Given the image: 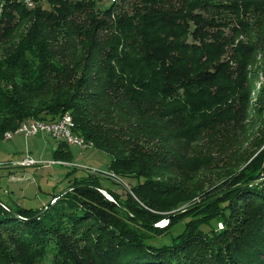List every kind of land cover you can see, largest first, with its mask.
Wrapping results in <instances>:
<instances>
[{
    "label": "trees",
    "instance_id": "obj_1",
    "mask_svg": "<svg viewBox=\"0 0 264 264\" xmlns=\"http://www.w3.org/2000/svg\"><path fill=\"white\" fill-rule=\"evenodd\" d=\"M108 1L101 9L96 0H33L31 7L25 0H0V144L23 124L71 115L73 133L107 154L110 170L123 174L131 162L147 160L145 169L122 176L134 180L132 191L148 209L89 174L70 181L73 190L54 195L39 217L46 207L8 205L16 216L0 205V232L19 250H31L19 263L52 253L50 264H264V181L206 203L264 179V149L251 154L228 188L188 208L174 223L191 220L170 243L147 239L162 231L154 227L161 221L154 210L167 205L161 199L172 190L160 175L195 161L183 162L168 139L196 142L250 116L247 67L264 31L248 21L255 3ZM116 141L129 148L128 156L110 148ZM58 142L54 157L62 162L70 151ZM195 158L210 161L203 153ZM92 186L106 189L130 214ZM249 199L263 207L243 216L241 201ZM220 210L227 222L220 233L196 225ZM81 243L90 257L77 254ZM0 262L19 264L1 245Z\"/></svg>",
    "mask_w": 264,
    "mask_h": 264
},
{
    "label": "rangeland",
    "instance_id": "obj_2",
    "mask_svg": "<svg viewBox=\"0 0 264 264\" xmlns=\"http://www.w3.org/2000/svg\"><path fill=\"white\" fill-rule=\"evenodd\" d=\"M217 1L230 3L235 0ZM251 1L255 3L256 9L253 15L248 17V21L252 22L251 24L254 26L259 22L262 32L264 30V0ZM96 2L101 9L110 5L108 0H96ZM31 4H34L33 0H31ZM227 15L229 19L236 18V14L228 13ZM257 44L258 50L251 57L247 67L249 71L250 116L245 120H239L238 124L230 122L222 127H217L213 134L203 136L196 142L168 139L167 144L169 147L177 149V155L183 162L186 163L187 160L191 161V159L195 161L189 163L188 167L183 168L184 170L173 168L160 175L159 179L167 183L172 190L168 196L161 199L167 202V205L165 203V207L163 206L160 211L154 210V213L161 217V221L155 226H161L159 229L162 231H156L149 235L150 238L147 239L150 244H160L161 246L170 243L171 237L179 236L184 229V224L191 219L182 220V224L177 226L174 222L179 221L192 205L198 208L205 204V202H201L211 194L228 188L232 179L245 169L246 165L242 164L250 158L251 154L255 150L258 154L264 149V31L260 34V42L257 40ZM124 121L126 120L124 119ZM175 129H168L163 135L168 136V133H173L176 131ZM12 138V140L4 139L0 144V164H15L29 155L35 160L43 162L44 165L29 168L11 167L9 165L0 168V200L7 205L40 210L51 203L54 195L59 196L67 191L70 181L92 174V176L101 178V184L104 188L116 191L123 199L126 198V195H131L138 204L148 209L141 198L132 191L130 184H134V180L122 176L123 174L132 176L136 171L145 169L146 166L143 164L147 163V160L131 162L130 166L124 169L125 173H119V175L110 170L111 158L102 151L94 149V144L89 142L92 148L83 149L78 146H69L70 156L68 159L63 160L61 164H50L56 160L54 147L55 149L59 147L58 141L46 134L27 139L23 135H15ZM110 148L120 151L124 157L128 156L129 148L120 141L113 142ZM199 153L208 155L210 157L209 163L204 160H197L195 157ZM112 175H115L117 179ZM241 185H243L242 188L246 187L244 186L246 184ZM241 204H243L240 208L243 216L246 212H250V214L259 212V209L263 207L261 203L250 199L241 201ZM240 210L237 207L236 224H238L241 216L239 215ZM234 212L235 209L232 207V214ZM216 214L200 217L196 225H201L200 228L207 234L220 233L226 227L227 222L224 223L221 210ZM174 218L175 220L172 221ZM213 218L214 221L211 222ZM86 224L85 227L87 228L88 223ZM85 227L83 230H86ZM0 245L18 263L20 257L21 259L26 258L27 254L31 253V250L30 253L28 250H19V245L12 241L4 231L0 232ZM77 252L78 255L85 258L92 254L88 244L84 243L80 244ZM52 256L51 253L37 257V259L33 258L35 260L32 259L29 263L21 261L19 264H50ZM0 263L4 264V262Z\"/></svg>",
    "mask_w": 264,
    "mask_h": 264
},
{
    "label": "built area",
    "instance_id": "obj_3",
    "mask_svg": "<svg viewBox=\"0 0 264 264\" xmlns=\"http://www.w3.org/2000/svg\"><path fill=\"white\" fill-rule=\"evenodd\" d=\"M28 4L31 3V0H25ZM46 134L58 141V139H70V145H76L83 149H88L84 146L83 142L79 139L78 134L70 133L69 122H65V115L59 119L55 124H43V122L32 121L27 124V128L21 130V135H23L26 139L38 137L40 135ZM13 138H9L12 140ZM62 162L52 161L50 164H61ZM11 166V167H21V168H29L38 165H44L43 162L35 160L33 157L27 155L20 162H16L15 164L1 163L0 168L2 166ZM97 173V172H94ZM115 179L116 176L112 175Z\"/></svg>",
    "mask_w": 264,
    "mask_h": 264
},
{
    "label": "water",
    "instance_id": "obj_4",
    "mask_svg": "<svg viewBox=\"0 0 264 264\" xmlns=\"http://www.w3.org/2000/svg\"><path fill=\"white\" fill-rule=\"evenodd\" d=\"M263 181H264V179L259 180V181H255V182H252V183H249V184H246V185H244V186L255 185V184L261 183V182H263ZM92 187H94L95 189L99 190V191H100L101 193H103V194H104L109 200H111L112 202H114L115 204H117L118 206H120L123 210H125L126 212H128L127 209L124 207V205H123L119 200H117L114 196H112L108 191H106L104 188L99 187V186H92ZM242 187H243V185H241V186H237V187H234V188L230 189L229 191L222 192V193L216 195L214 198H212V199H210L209 201H207L206 203H208V202H213V201H215V200L221 198L222 196H224V195L230 193L231 191H233V190H237V189H240V188H242ZM71 190H73V188H69L67 191H65V192H63L62 194H60L56 199L62 197L64 194L70 192ZM56 199H53V200L51 201V203L45 208V210H44L42 213H40L37 217H39V216L42 215L44 212H46V211L49 209V207L55 202ZM0 205H1L2 207H4L6 210H8L9 212H11L12 214H14V215L17 216V214L15 213V211H14L13 209H11L6 203L2 202L1 200H0ZM128 213H129V212H128ZM129 214H130V213H129ZM154 227H155V228H157V227L159 228V227H161V226H154Z\"/></svg>",
    "mask_w": 264,
    "mask_h": 264
},
{
    "label": "bare ground",
    "instance_id": "obj_5",
    "mask_svg": "<svg viewBox=\"0 0 264 264\" xmlns=\"http://www.w3.org/2000/svg\"><path fill=\"white\" fill-rule=\"evenodd\" d=\"M111 1H114V0H111ZM30 4L31 3H29V5ZM65 122H69L70 133H73L74 122H73V120H72V118H71L70 115H66L65 116ZM27 124L28 123L21 125V127H19L14 133H7L5 135L6 140H9V138H12L15 135H21V130L27 128ZM43 124H47V123H43ZM52 124H55V123H52ZM79 139L83 142V144H84V146L86 148H91V146L90 145H87L82 138H79ZM58 141L65 142L68 146H76V145H70V139H58Z\"/></svg>",
    "mask_w": 264,
    "mask_h": 264
},
{
    "label": "crops",
    "instance_id": "obj_6",
    "mask_svg": "<svg viewBox=\"0 0 264 264\" xmlns=\"http://www.w3.org/2000/svg\"><path fill=\"white\" fill-rule=\"evenodd\" d=\"M17 136V135H16ZM42 140V139H41ZM54 150H55V147H54Z\"/></svg>",
    "mask_w": 264,
    "mask_h": 264
}]
</instances>
